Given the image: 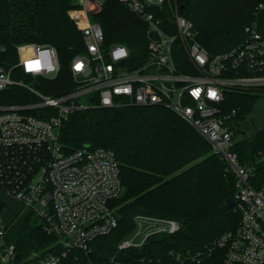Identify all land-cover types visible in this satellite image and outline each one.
<instances>
[{
    "label": "built area",
    "instance_id": "2783aa9c",
    "mask_svg": "<svg viewBox=\"0 0 264 264\" xmlns=\"http://www.w3.org/2000/svg\"><path fill=\"white\" fill-rule=\"evenodd\" d=\"M103 1L79 0L69 12L86 43L71 63L72 91L47 94L36 82L14 79L15 66L0 65V90L18 85L31 95L25 102L0 105V192L33 209L61 246L57 252L35 253L33 264H63L70 250L89 251L91 242L117 227L112 201L123 183L115 152L90 146L67 151L61 142L63 123L76 110L113 106L165 107L211 144L236 175L234 206L241 219L209 249L223 250L224 264H264V188L253 184L256 167L239 162L221 107L226 91L264 89V32L257 31V19L242 44L214 55L196 39L194 23L178 6L173 13L177 32L171 34L151 11L165 0H120L148 25V54L136 64L125 44H104V31L91 18ZM262 9L264 4L257 16ZM17 48L16 66L27 75L54 78L60 72L55 47L25 43ZM259 161L264 165V154ZM136 221L137 228L144 222L151 228L140 242L123 239L119 249L140 247L154 233L181 228L173 219L137 216ZM6 227L1 224V237ZM4 251L11 260L16 255L14 244H5ZM194 261L199 264L201 257Z\"/></svg>",
    "mask_w": 264,
    "mask_h": 264
},
{
    "label": "trees",
    "instance_id": "16d2710c",
    "mask_svg": "<svg viewBox=\"0 0 264 264\" xmlns=\"http://www.w3.org/2000/svg\"><path fill=\"white\" fill-rule=\"evenodd\" d=\"M261 2L264 0H165L151 11L163 20L165 31L175 34V6L183 7L181 13L194 23L196 39L215 55L245 41ZM78 6V0H0V65L15 66L14 79L36 82L47 94L72 91L76 85L72 60L86 49L81 31L68 14ZM93 14L92 20L104 31L105 45L125 44L136 64L146 59L149 40L144 20L120 0H104L101 11ZM25 43L56 48L61 66L56 77H33L16 66L17 47ZM263 97L264 89L226 91L221 106L233 130L239 162L256 167V188H264V165L259 161L264 154V123L263 117L256 116ZM30 99L18 85L0 90V105ZM61 142L67 151L85 146L112 149L123 183L122 193L112 201L117 227L91 242L89 251L70 250L63 264H198L197 257H201L199 264H224V251L209 248L239 225L240 214L227 204L236 194V175L211 144L177 114L160 106L76 110L63 123ZM4 209L0 199V219ZM137 216L173 219L181 228L174 233H154L140 247L119 249L118 244L136 230ZM6 226L5 244L16 247L12 264H33L35 253L61 248L33 209L26 208Z\"/></svg>",
    "mask_w": 264,
    "mask_h": 264
},
{
    "label": "crops",
    "instance_id": "0c3cea01",
    "mask_svg": "<svg viewBox=\"0 0 264 264\" xmlns=\"http://www.w3.org/2000/svg\"><path fill=\"white\" fill-rule=\"evenodd\" d=\"M0 199L5 204V209L2 212L0 224H3V223L11 224V223H13L14 220L16 219V217L26 209L25 205L21 201L15 199L13 197H10L4 193H1V192H0ZM149 228H151V227H149L147 225L144 232L148 231ZM3 247H4V245H2V243H0V264H5L4 256L2 257Z\"/></svg>",
    "mask_w": 264,
    "mask_h": 264
},
{
    "label": "rangeland",
    "instance_id": "374dc122",
    "mask_svg": "<svg viewBox=\"0 0 264 264\" xmlns=\"http://www.w3.org/2000/svg\"><path fill=\"white\" fill-rule=\"evenodd\" d=\"M260 4H264V2H261ZM260 4L258 6H260ZM70 10L68 11V14H69ZM100 11H101V9L99 11H96L95 13H98ZM69 16H70V14H69ZM93 16H94V14H91V18L92 19H93ZM17 51H18V48H17ZM18 55H19V52H18ZM252 92H254V91H252ZM259 115H260V117H263L260 120H261L262 123H264V97L260 99V101L258 103V106H257V109H256V116L258 117ZM27 209H30V208H27ZM35 214H37V213L35 212ZM147 225L149 226V224L145 223V222L144 223H140L138 225V228L136 229V231H134L133 234L129 235L126 238L133 239L135 242H140V240L142 239V236L144 235V230L146 229ZM0 243H2V245H5V240L1 236H0ZM53 245L56 246V249L57 248L59 249V246H58L59 244H57L55 242ZM3 256H4L5 264H12L11 263L12 260L9 258V256L6 255V253L4 251V247H3V250H2V257Z\"/></svg>",
    "mask_w": 264,
    "mask_h": 264
},
{
    "label": "water",
    "instance_id": "95a60500",
    "mask_svg": "<svg viewBox=\"0 0 264 264\" xmlns=\"http://www.w3.org/2000/svg\"><path fill=\"white\" fill-rule=\"evenodd\" d=\"M180 9L182 11L183 7H181ZM257 31L259 33L264 32V9L260 10V12L258 13V16H257ZM235 203H236V200L234 197H230L227 200V204L230 206H234Z\"/></svg>",
    "mask_w": 264,
    "mask_h": 264
}]
</instances>
